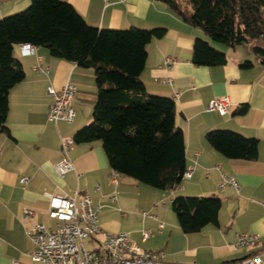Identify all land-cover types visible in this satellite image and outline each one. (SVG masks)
<instances>
[{
  "label": "crops",
  "instance_id": "0c3cea01",
  "mask_svg": "<svg viewBox=\"0 0 264 264\" xmlns=\"http://www.w3.org/2000/svg\"><path fill=\"white\" fill-rule=\"evenodd\" d=\"M64 1L98 28H166L162 38L147 43L140 78L148 93L174 100L175 123L185 137V165L192 174L172 190L153 188L122 175L114 185L109 180L112 168L102 144L95 140L74 143L67 153L74 170L59 177L53 164L63 156L61 138L73 137L92 120L97 93L94 71L54 57L45 47H35L29 53L24 51V44H15L13 56L21 62L25 76L9 90L8 129L0 133V264L30 261L28 252L34 246L25 233L26 226L36 222L55 226L44 192L71 195L75 190L88 194L92 204L99 207L97 218L102 229L127 233L143 249L164 251L168 261L221 264L264 253V65L255 60L249 46L213 42L202 28L185 22L163 0H110L108 4L103 0ZM29 4L30 0H0V18L21 12ZM196 38L224 51L226 62L195 65L191 56ZM38 56L48 73L33 69ZM166 57L174 61L165 65ZM246 60L251 66L241 67ZM66 82L75 85V118L70 123L51 122L47 117L51 102L47 89H59ZM224 95L232 101L227 114L206 109L212 98ZM213 129L256 138L257 158L225 157L205 139L206 132ZM223 174L236 178L238 190L218 187ZM23 177H28L25 184ZM113 194L115 202L109 200ZM178 195L219 198L218 224H208L193 233L182 232L167 203ZM25 208L33 211L27 221L22 219ZM159 223L163 224L160 231ZM147 229L152 235L144 240L142 231ZM240 233L259 234L260 241L254 247L234 249Z\"/></svg>",
  "mask_w": 264,
  "mask_h": 264
},
{
  "label": "trees",
  "instance_id": "16d2710c",
  "mask_svg": "<svg viewBox=\"0 0 264 264\" xmlns=\"http://www.w3.org/2000/svg\"><path fill=\"white\" fill-rule=\"evenodd\" d=\"M163 1L185 22L202 28L213 42L248 45L255 60L264 65V0ZM165 34L164 27L98 28L64 0H30L25 10L0 18V133L8 129L9 90L25 76L13 46L45 47L54 57L94 71L97 93L92 120L75 132L74 142L99 140L110 167L122 176L172 190L186 170L185 137L175 123L174 100L148 93L140 78L147 43ZM191 60L198 66L222 65L226 54L196 38ZM251 64L246 60L241 67ZM205 139L227 158H257L256 138L213 129ZM220 206L214 196L178 195L171 201L184 233L217 225Z\"/></svg>",
  "mask_w": 264,
  "mask_h": 264
},
{
  "label": "built area",
  "instance_id": "2783aa9c",
  "mask_svg": "<svg viewBox=\"0 0 264 264\" xmlns=\"http://www.w3.org/2000/svg\"><path fill=\"white\" fill-rule=\"evenodd\" d=\"M108 4L110 0H103ZM24 51L33 53L35 47L24 44ZM174 61L171 57L164 59V64L168 65ZM36 72L48 73V67L40 63V57L33 65ZM47 93L51 96L48 106L47 117L51 122L65 121L72 122L75 118L73 98L75 95V85L66 82L59 89L53 86L48 87ZM232 106L229 96H219L212 98L206 109L221 115L227 114ZM73 137L61 138L60 147L63 153L61 159L53 164V169L59 177L74 170L72 160L67 156L69 150L74 145ZM192 169H186L182 174L183 178H189ZM121 174L112 169L109 180L114 185L120 182ZM28 177H23L21 182L25 184ZM178 186V185H177ZM226 186L238 190L239 185L232 175H221L218 187L223 189ZM48 199V215L56 220L54 227H46L44 224L36 222L24 228L26 235L33 243L34 249L28 252L30 261L28 263L13 260L11 264H184L177 261H168L164 251L146 250L133 242L129 234L124 232L108 233L98 223L97 212L99 207L92 204L90 196L75 190L71 195L66 193L44 192ZM116 195L109 197L111 202H115ZM164 205V200L161 201ZM145 215V212L142 213ZM33 215V211L25 208L22 219L27 221ZM163 224L159 223V231ZM152 235L147 229L142 231V238L145 240ZM92 243L88 249L84 240ZM260 241V235L256 233H240L236 235L233 244L234 249L244 247H254ZM264 253H256L239 260L224 262L221 264H264Z\"/></svg>",
  "mask_w": 264,
  "mask_h": 264
},
{
  "label": "rangeland",
  "instance_id": "374dc122",
  "mask_svg": "<svg viewBox=\"0 0 264 264\" xmlns=\"http://www.w3.org/2000/svg\"><path fill=\"white\" fill-rule=\"evenodd\" d=\"M2 18V17H1ZM175 191H178V189H176ZM174 192V191H173ZM172 192V193H173ZM167 203L169 204V206H170V208H171V201H167ZM84 244H85V246L88 248V249H90L91 247H92V243L90 242V241H88L87 239L86 240H84Z\"/></svg>",
  "mask_w": 264,
  "mask_h": 264
}]
</instances>
